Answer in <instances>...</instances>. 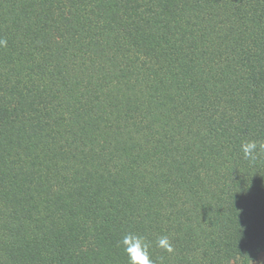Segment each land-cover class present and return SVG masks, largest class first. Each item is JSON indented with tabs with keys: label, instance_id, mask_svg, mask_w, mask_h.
Here are the masks:
<instances>
[{
	"label": "trees",
	"instance_id": "1",
	"mask_svg": "<svg viewBox=\"0 0 264 264\" xmlns=\"http://www.w3.org/2000/svg\"><path fill=\"white\" fill-rule=\"evenodd\" d=\"M0 38V264L264 253V0H0Z\"/></svg>",
	"mask_w": 264,
	"mask_h": 264
},
{
	"label": "clouds",
	"instance_id": "2",
	"mask_svg": "<svg viewBox=\"0 0 264 264\" xmlns=\"http://www.w3.org/2000/svg\"><path fill=\"white\" fill-rule=\"evenodd\" d=\"M7 43L6 39L0 38V47H6ZM241 150L245 159L254 161L259 153L264 152V142L258 143L255 140L243 142ZM118 243L128 257V264H156L150 251L153 246L152 241L145 235L133 231L125 232ZM155 247L168 253L174 251L173 243L167 235L157 237Z\"/></svg>",
	"mask_w": 264,
	"mask_h": 264
},
{
	"label": "rangeland",
	"instance_id": "3",
	"mask_svg": "<svg viewBox=\"0 0 264 264\" xmlns=\"http://www.w3.org/2000/svg\"><path fill=\"white\" fill-rule=\"evenodd\" d=\"M249 264H264V253H261L254 261Z\"/></svg>",
	"mask_w": 264,
	"mask_h": 264
}]
</instances>
